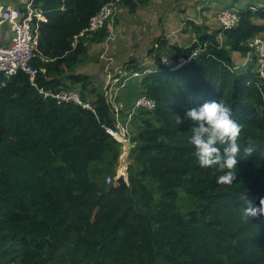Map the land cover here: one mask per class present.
Here are the masks:
<instances>
[{"label":"trees","instance_id":"obj_1","mask_svg":"<svg viewBox=\"0 0 264 264\" xmlns=\"http://www.w3.org/2000/svg\"><path fill=\"white\" fill-rule=\"evenodd\" d=\"M112 1L36 0L44 12L33 28L37 57L46 59L33 62L40 87L88 89L90 76L73 70L86 61V42L109 32L79 36ZM145 2L122 0V7L132 14ZM257 18L264 8L240 9L238 26L224 33L228 48L208 35L188 47L170 45L179 58L209 43L176 70L163 62L169 42L157 40L156 68L141 84L157 104L145 112L158 124L146 120L132 137L128 177L110 184L122 145L104 128H115L105 93L93 112L45 98L24 73L5 85L0 74V264H264V217L243 215L247 202L257 206L264 197V79L253 65L238 72L229 55L247 53L248 41L264 33ZM213 98L243 125L230 185L216 182L222 173L215 166H199L189 122L176 123L186 106Z\"/></svg>","mask_w":264,"mask_h":264},{"label":"built area","instance_id":"obj_2","mask_svg":"<svg viewBox=\"0 0 264 264\" xmlns=\"http://www.w3.org/2000/svg\"><path fill=\"white\" fill-rule=\"evenodd\" d=\"M121 6L122 0H113L105 4L100 12L91 18L87 30L81 33L79 37L90 39L105 27L110 26ZM43 18L44 12L36 4V0H31L24 8L15 7L14 9L0 12V74L3 76V85L19 73H24L30 78L31 85L45 98H52L59 104L74 103L95 112V107L89 103L88 97L86 99L83 98L84 92L80 84L76 85L75 88L62 90H48L39 86L37 79L40 70L33 62L35 59H40L42 63H45L46 59L37 57V40L33 28L35 20ZM217 20L223 33L233 29L239 23V10L234 8L221 10L217 14ZM5 25L9 26V29L6 32L2 31V36L1 30ZM76 44H74V47ZM208 46L209 43L199 46L189 57L173 58L169 55L168 58L163 59V62L169 64L171 69L176 70L195 60L199 54L206 51ZM247 47L249 48L248 55L255 58L258 73L264 79V37H253L248 41ZM146 73L147 71L143 73L141 71H133L131 77L142 78ZM114 81L117 83L119 79ZM114 84L111 82L107 84L104 92L114 115L115 128L108 126H104V128L107 134L122 145L123 155L115 177L109 176L107 178L108 184L128 177L129 162L127 156L130 151L129 143L132 142L131 130L134 116L139 110L152 112L157 105L155 100L142 94L134 100L131 108H127L126 104L119 100L118 90L113 88ZM123 116L125 117L123 118Z\"/></svg>","mask_w":264,"mask_h":264},{"label":"crops","instance_id":"obj_3","mask_svg":"<svg viewBox=\"0 0 264 264\" xmlns=\"http://www.w3.org/2000/svg\"><path fill=\"white\" fill-rule=\"evenodd\" d=\"M30 1L0 0V12L15 7L24 8ZM240 5L242 8H264V0H218L217 2L214 0H146L145 4L132 14L121 6L108 28L109 36L96 43L97 46L93 43V46H96L94 50H101V53L92 56L89 55L90 50H88L86 64L88 60L94 62L95 59H99L98 62L89 66V69L87 68L88 72L103 82L108 76H113L109 69L114 71L121 70L123 67L126 69L129 61L133 60L136 65L139 57H144L140 61L144 60L143 64L147 66L144 69L150 72L155 66L152 52L159 38L170 39V42L167 40L169 42L167 48L170 45L188 47L196 41L198 36L208 35L215 36L220 45L226 47L227 45H224L227 41L225 36L220 37L217 14L223 8H238ZM254 21L264 26V19L257 18ZM261 35L264 36V33ZM229 55L235 68L246 69L252 65V58L246 52L230 49ZM115 77V79H120L119 76ZM130 78L132 77L130 76L127 80ZM127 80L122 83L125 87H127ZM125 87H119L116 83L113 85V88L118 90L119 100H126L124 98V93L127 92L124 90ZM132 104H126V107L131 108Z\"/></svg>","mask_w":264,"mask_h":264},{"label":"clouds","instance_id":"obj_4","mask_svg":"<svg viewBox=\"0 0 264 264\" xmlns=\"http://www.w3.org/2000/svg\"><path fill=\"white\" fill-rule=\"evenodd\" d=\"M234 9L239 10L240 17V9ZM251 9H253L254 12L257 10L256 8ZM107 28H109V26ZM219 30L220 34H223V36L220 35V37H224L225 32L223 33L221 28ZM255 36L264 37L261 34ZM221 47L222 46L220 45V48ZM247 53L249 54V51ZM251 58L252 65L258 72L256 60L254 57ZM235 69L237 71L240 70L238 68ZM141 71L144 72L147 70ZM184 119L190 124L189 129L191 135L189 142L194 148V156L198 161L199 166L201 168H212L215 166L216 169L222 173L217 176L216 182L218 184H232L237 173L235 169H237L236 166L241 151L238 138L243 127L242 124L233 118L232 109L226 105L222 99L213 98L204 101L198 106H186L184 118L182 119L177 116V125L183 123ZM253 150L254 149L250 144L244 148V152L248 155H251ZM243 215L250 218L256 216L264 217V197L260 198L257 206H253L250 201L247 202V206L243 207Z\"/></svg>","mask_w":264,"mask_h":264},{"label":"rangeland","instance_id":"obj_5","mask_svg":"<svg viewBox=\"0 0 264 264\" xmlns=\"http://www.w3.org/2000/svg\"><path fill=\"white\" fill-rule=\"evenodd\" d=\"M215 2H217L218 0H214ZM220 1H224V0H220ZM225 1H231V0H225ZM211 4H213V2L211 3ZM241 4L243 5V3L241 2ZM242 5H240V7H238V8H240V9H242ZM224 9V8H223ZM9 29V26H4L3 28H2V30H1V35L3 36V33H2V31L3 32H6L7 30ZM221 36H223V34L221 33L220 34ZM165 37H166V35H164ZM164 40H169V42H170V39H166V38H163ZM189 43H190V41H189ZM86 44H87V48H88V50H90V54L89 55H92V56H97L99 53H101V50H94L95 49V47L97 46V44H96V46H93V42L92 43H89V42H86ZM193 44V43H192ZM156 45H157V43H156ZM176 46V45H175ZM157 47V46H156ZM93 49V50H92ZM169 49V50H168ZM91 50H92V52H91ZM171 54V52H170V47L169 48H165L164 49V51H163V56H164V58H168L169 57V55ZM90 57V56H89ZM144 57H139V59H137L136 60V66H134L135 64L134 63H129V64H133L132 65V67H129L128 69H125V67H123V69L125 70H123V69H119V70H117V71H114V70H111V69H109V71H112V74H113V76H108V78H107V80H103V82H102V80H99L96 76H93V75H91L89 72H88V69H89V66H92L93 64H95L96 62H98L99 61V59H95V61L93 62V61H91V60H88L87 61V64L85 63V62H83V63H81V64H79L74 70H73V73L74 74H88L89 76H90V80H91V84L89 85V87H88V89L86 90V91H84L85 92V94H87V97H88V99L90 100H88L89 101V103H91L92 104V102L94 101V99L96 98V96H98L99 94H104L105 92V87H106V85L107 84H109L110 82L113 84V83H116V81H114V79L116 78L115 76H119L118 78H120L119 79V82H117L116 84L119 86V87H124L123 85H122V83L124 82V81H126L125 79H127V78H129L130 76H131V73L133 74V70H139L140 68L141 69H144V68H147V66L145 65V64H143L144 63V60H141L140 61V59H143ZM87 59V58H86ZM139 60V61H138ZM89 62V63H88ZM90 62H91V65H89L90 64ZM93 62V63H92ZM126 64V63H125ZM88 68V69H87ZM156 67L154 66L153 67V69H155ZM152 69V70H153ZM123 70V71H122ZM243 70H245V68L243 69H240V70H238V72H242ZM135 72V71H134ZM141 73H143V71H141ZM149 72H147L146 74H148ZM146 74L144 75V76H146ZM143 76V75H142ZM75 88V87H74ZM77 88V87H76ZM126 89H124L125 91H127L126 93H124L125 95V97L124 98H126V100H123L124 101V103H126V104H132V102H133V99H135V98H137V97H139L140 95H142V94H145V93H143V92H145V91H143V90H145V89H143V85L141 84V80H139V79H137V78H130V79H128L127 80V87H125ZM135 97V98H134ZM125 116H123V118H124ZM146 120H150L154 125H156V124H158L157 123V121L155 120V117L153 116V115H148V114H146V112L145 111H141V110H139L138 112H137V114L134 116V121H133V123H132V130H131V132H132V137L133 136H135V135H137L138 134V132H139V129L140 128H143V127H145V121ZM133 144V143H132ZM133 146H134V144H133ZM129 147V146H128ZM129 153H128V156H127V158H128V162H129V166L131 165V164H133V158H131V150H132V148H130L129 147ZM123 155V150H122V153H121V156ZM121 156H120V158H119V160H118V162H117V166H116V170H118L119 169V167H120V165H119V163H120V160H121ZM107 181V180H106ZM179 193H180V195L181 196H183V197H185V193H184V191L181 189V190H179Z\"/></svg>","mask_w":264,"mask_h":264},{"label":"water","instance_id":"obj_6","mask_svg":"<svg viewBox=\"0 0 264 264\" xmlns=\"http://www.w3.org/2000/svg\"><path fill=\"white\" fill-rule=\"evenodd\" d=\"M129 147L130 148H133L134 147L133 144H132V142L129 143Z\"/></svg>","mask_w":264,"mask_h":264}]
</instances>
